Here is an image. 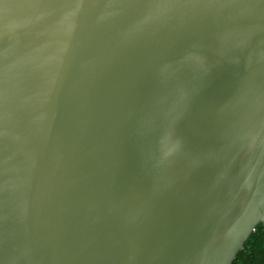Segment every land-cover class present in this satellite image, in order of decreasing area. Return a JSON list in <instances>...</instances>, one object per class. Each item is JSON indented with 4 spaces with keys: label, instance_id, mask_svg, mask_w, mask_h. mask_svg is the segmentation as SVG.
I'll list each match as a JSON object with an SVG mask.
<instances>
[{
    "label": "water",
    "instance_id": "1",
    "mask_svg": "<svg viewBox=\"0 0 264 264\" xmlns=\"http://www.w3.org/2000/svg\"><path fill=\"white\" fill-rule=\"evenodd\" d=\"M264 223V0H0V264H231Z\"/></svg>",
    "mask_w": 264,
    "mask_h": 264
},
{
    "label": "trees",
    "instance_id": "2",
    "mask_svg": "<svg viewBox=\"0 0 264 264\" xmlns=\"http://www.w3.org/2000/svg\"><path fill=\"white\" fill-rule=\"evenodd\" d=\"M231 264H264V223L259 222Z\"/></svg>",
    "mask_w": 264,
    "mask_h": 264
}]
</instances>
